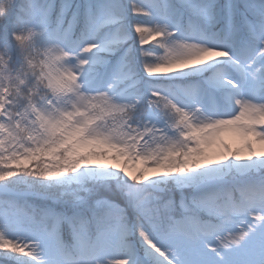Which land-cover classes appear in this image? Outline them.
Wrapping results in <instances>:
<instances>
[{"label": "snow or ice", "instance_id": "obj_1", "mask_svg": "<svg viewBox=\"0 0 264 264\" xmlns=\"http://www.w3.org/2000/svg\"><path fill=\"white\" fill-rule=\"evenodd\" d=\"M0 264H264V0H0Z\"/></svg>", "mask_w": 264, "mask_h": 264}]
</instances>
